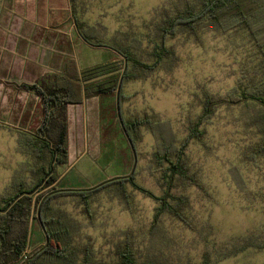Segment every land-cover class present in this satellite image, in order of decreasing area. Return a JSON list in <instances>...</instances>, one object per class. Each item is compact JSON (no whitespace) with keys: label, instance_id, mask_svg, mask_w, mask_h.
Here are the masks:
<instances>
[{"label":"rangeland","instance_id":"374dc122","mask_svg":"<svg viewBox=\"0 0 264 264\" xmlns=\"http://www.w3.org/2000/svg\"><path fill=\"white\" fill-rule=\"evenodd\" d=\"M196 4L197 0H75L73 7L104 41L132 45L141 61L151 65L163 13L174 15ZM70 13L68 0H0V208L3 198L16 193L15 181L21 180L26 191L36 184L42 161L24 150L20 140L22 133L35 132L40 125L42 105L21 86L33 85L62 62L59 57L65 54L52 37L54 27L61 25L58 32L72 41L87 83H101L112 73L117 78L124 71L123 59L113 51L80 39ZM199 36L196 41L180 33L168 40L167 46L175 51L173 64H161L122 87L120 110L125 120L148 118L153 123L152 129L143 126L136 134V180L158 197L166 189L162 175L168 165L156 154L167 146L181 148L190 123L201 115L205 95L224 97L264 82L262 58L245 31L222 33L202 24ZM85 108L95 112L84 117L88 132L82 142L74 133L79 118L69 110L71 155L60 168L64 177L56 185L59 190L92 189L127 176L134 164L118 126L116 92ZM262 116L256 104L222 105L203 125V142L190 140L185 161L205 191L182 180L174 182L171 191L187 198L182 209L187 224L164 213L151 234L159 205L128 184L126 204L112 182L90 198L89 206L77 196L54 200L45 218L55 220L54 230L65 229L57 221L69 223L72 247L82 253L91 246L100 264H115V254L127 237L139 263L264 264V155L257 153L262 136L252 124ZM27 226L32 227L29 256L44 247L45 239L37 220L31 218ZM38 264L60 263L42 258Z\"/></svg>","mask_w":264,"mask_h":264},{"label":"trees","instance_id":"16d2710c","mask_svg":"<svg viewBox=\"0 0 264 264\" xmlns=\"http://www.w3.org/2000/svg\"><path fill=\"white\" fill-rule=\"evenodd\" d=\"M68 1L71 5L69 20L73 23L80 39L91 47L113 51L123 59L124 71L117 77L118 79L112 73L105 77L106 81L97 84L87 83L75 58L72 41L58 32L57 29L61 25L54 27L55 33L52 37L59 43V52L63 53L62 55L65 54L63 58L59 57L62 62L55 70L40 75L33 85L22 84L21 86L25 92L33 93L40 100L42 119L35 132L21 134L20 145L24 150L38 157L42 163L35 172L34 187L26 191L24 183L17 180L13 184L16 193L9 198H3L4 205L0 208V264H38L42 258H45V263L56 261L60 264H100L93 257L91 246H86L82 253H78L77 249L72 247L69 223L63 224L60 220L57 222L62 223L65 229H51L55 220L45 218V212L50 209L54 200L69 196L80 197L83 204L89 206L90 198L105 190L109 186L107 184L111 182L115 184L114 190L126 204H128V195L125 186L128 184L134 191L159 205L150 229L151 234H154L159 218L164 213L187 224L182 212V209L187 206V198L173 195L171 191L175 188L174 182L177 180L189 182L192 186L205 191L203 185L191 175L185 161V151L190 140L203 142L205 130L202 127L209 122L219 106H240L252 103L263 109V116L252 124L258 128L262 136L257 153L264 155V82L249 88L235 89L224 97L205 95L201 115L196 121L190 123L189 136L181 148L172 150L171 146H167L163 153L156 154L160 163L165 162L168 165L162 175L166 189L164 195L158 197L136 180V134L143 126L152 129L153 123L148 118L125 120L120 110L124 82L138 80L144 77L145 72H153L161 64H173L175 51L167 46V41L174 39L180 33H187L196 41H200L199 31L202 24H207L222 33L233 30L245 31L257 48L264 67V0H197L195 7L186 8L174 15L164 12V17L155 30L157 40L153 42L150 53V57L154 60L151 65L141 61L132 45L104 41L95 27L79 19L73 7L75 0ZM115 92L120 130L134 156L130 173L127 176L106 181L92 189L59 190L56 185L63 176L60 168L68 164L70 154L69 108L82 105L89 98ZM170 157H173L174 161ZM47 188L51 189L48 194L37 195ZM34 209V215L31 216ZM39 211L40 217H38ZM31 218L38 221L44 234L45 244L43 248L26 256L32 244V227L27 226ZM18 227L20 230H17ZM121 247L115 254V264H151L138 262L129 247V237L126 238L125 245ZM80 255H82L81 258Z\"/></svg>","mask_w":264,"mask_h":264},{"label":"crops","instance_id":"0c3cea01","mask_svg":"<svg viewBox=\"0 0 264 264\" xmlns=\"http://www.w3.org/2000/svg\"><path fill=\"white\" fill-rule=\"evenodd\" d=\"M97 98H100V96H95L94 98L93 97L89 98V99L85 100V102L82 105L71 106L69 108V110H71V108H72V110H74V112L77 114V117L79 118V121H80V123L79 122L76 123V124H78V123L79 124H78V128L76 129V131H74V133L76 134V140H79L80 142L83 141L85 134H87V132H88V128L84 127V117L87 114H92V112H95L94 110H92V111L91 110H86L85 107H87V105L89 103H91L92 101L96 100ZM81 106H83L85 109L82 108ZM83 109H84V111L86 110V112H84ZM70 118H71V114L69 113V122H70ZM119 128H120V126H119ZM68 139L69 140L71 139V128H70V133H69ZM69 151H70V154H69V158H70V155H71V148L70 147H69ZM63 177H64V175L62 176V178Z\"/></svg>","mask_w":264,"mask_h":264},{"label":"water","instance_id":"95a60500","mask_svg":"<svg viewBox=\"0 0 264 264\" xmlns=\"http://www.w3.org/2000/svg\"><path fill=\"white\" fill-rule=\"evenodd\" d=\"M38 217H40V211L38 212Z\"/></svg>","mask_w":264,"mask_h":264}]
</instances>
